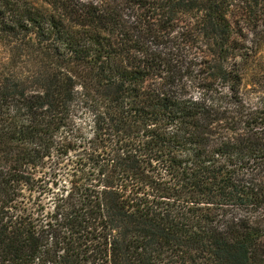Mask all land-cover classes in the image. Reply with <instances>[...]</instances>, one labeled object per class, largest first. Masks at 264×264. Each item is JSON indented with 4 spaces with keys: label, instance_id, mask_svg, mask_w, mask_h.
Here are the masks:
<instances>
[{
    "label": "trees",
    "instance_id": "obj_1",
    "mask_svg": "<svg viewBox=\"0 0 264 264\" xmlns=\"http://www.w3.org/2000/svg\"><path fill=\"white\" fill-rule=\"evenodd\" d=\"M263 48L264 0H0V264H264Z\"/></svg>",
    "mask_w": 264,
    "mask_h": 264
},
{
    "label": "rangeland",
    "instance_id": "obj_2",
    "mask_svg": "<svg viewBox=\"0 0 264 264\" xmlns=\"http://www.w3.org/2000/svg\"><path fill=\"white\" fill-rule=\"evenodd\" d=\"M260 59H258V65H254L252 72H259L264 74V48L260 51ZM1 68V66H0ZM25 68V66H23ZM246 91L248 93L250 106H258L261 102H264V75H258L254 77H247L246 79ZM78 110L84 109H75ZM96 145V143H95ZM97 146V145H96ZM99 147V146H98ZM102 147H99L101 149ZM80 149H73L67 155L63 157L55 156L51 154L49 157H45L42 161V166L39 169L35 179V185L32 190L23 191V199H21L20 208L25 215L29 214L31 218L40 219L42 216L51 212L55 203L56 193L60 192L62 187L67 188L76 176H68L74 166L73 160L78 159L79 156H75L73 153H78ZM80 152V151H79Z\"/></svg>",
    "mask_w": 264,
    "mask_h": 264
}]
</instances>
